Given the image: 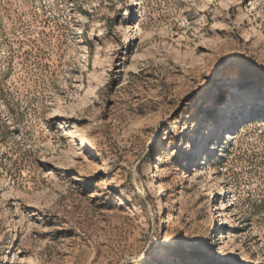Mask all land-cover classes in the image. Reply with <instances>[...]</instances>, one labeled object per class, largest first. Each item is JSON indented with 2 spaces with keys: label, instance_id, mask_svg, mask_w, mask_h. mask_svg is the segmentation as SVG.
I'll list each match as a JSON object with an SVG mask.
<instances>
[{
  "label": "rangeland",
  "instance_id": "rangeland-1",
  "mask_svg": "<svg viewBox=\"0 0 264 264\" xmlns=\"http://www.w3.org/2000/svg\"><path fill=\"white\" fill-rule=\"evenodd\" d=\"M0 264H264V0H0Z\"/></svg>",
  "mask_w": 264,
  "mask_h": 264
},
{
  "label": "bare ground",
  "instance_id": "bare-ground-1",
  "mask_svg": "<svg viewBox=\"0 0 264 264\" xmlns=\"http://www.w3.org/2000/svg\"><path fill=\"white\" fill-rule=\"evenodd\" d=\"M138 26V25H137ZM239 93V92H238Z\"/></svg>",
  "mask_w": 264,
  "mask_h": 264
}]
</instances>
